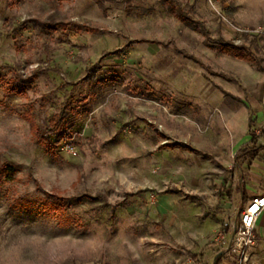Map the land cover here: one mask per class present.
Instances as JSON below:
<instances>
[{
  "label": "rangeland",
  "instance_id": "1",
  "mask_svg": "<svg viewBox=\"0 0 264 264\" xmlns=\"http://www.w3.org/2000/svg\"><path fill=\"white\" fill-rule=\"evenodd\" d=\"M171 1L191 26L166 0H0V264H216L240 178L264 191V161L233 160L251 135L264 145V0ZM50 17L65 27H36ZM62 112L43 144L30 121Z\"/></svg>",
  "mask_w": 264,
  "mask_h": 264
},
{
  "label": "trees",
  "instance_id": "2",
  "mask_svg": "<svg viewBox=\"0 0 264 264\" xmlns=\"http://www.w3.org/2000/svg\"><path fill=\"white\" fill-rule=\"evenodd\" d=\"M96 3L98 4V6L100 8H103L104 3L106 2H115V0H95ZM122 2L126 3V4H130L133 0H121ZM168 3V7L169 10L171 12V14L173 15V17L177 20H179L180 22L187 24L189 26H191V24L193 23L190 18H188L183 11L181 10V8H179L178 6L174 5V2H172L171 0H166ZM36 27L48 32H54L56 31L58 28H64L65 25L62 24H58L54 21L53 18H48L47 20L44 21H39L36 23ZM194 27V26H192ZM203 35L207 36L208 39H211L208 36V32L205 28H203ZM210 41V40H209ZM219 51L226 55V56H230L234 59H237L239 61H243L245 63L250 64L251 66H258V60L255 58V56L253 55V53L248 49L245 48L243 46H239V45H235L231 42H221L217 44ZM190 59L195 62V63H199L197 59L189 56ZM8 85H10V89L12 91H15L13 87V82H7ZM17 91V89H16ZM65 118V113H59V114H55L53 115V117L50 119V128L47 131H44L40 128H38L33 121L31 120L29 125L31 130H33L35 136L43 143L47 145L48 142V138L47 135L51 134L54 135L57 139L56 142H59L62 139V136L60 134L61 131V127L63 125V121ZM257 137L252 136L250 144L241 147L236 155H235V160H237L240 157H250L252 159L258 157V154L262 151H264V147L262 146H258L256 143ZM171 148H173V146H169ZM10 172V169L7 168L6 166H0V173H6L8 174ZM241 189V193L243 195L242 198V202L241 204H245L247 202V197L245 196L244 190H243V186H240ZM49 199L46 198V201L44 203V206L46 209H50V211H54V212H60L61 209H59V206L64 203V202H68L70 201V199L67 198H63L62 196H60L57 193H51L48 194ZM30 204H28V202L26 200H23L22 203V207H28ZM65 225H68L70 223V218H65L64 222Z\"/></svg>",
  "mask_w": 264,
  "mask_h": 264
},
{
  "label": "built area",
  "instance_id": "3",
  "mask_svg": "<svg viewBox=\"0 0 264 264\" xmlns=\"http://www.w3.org/2000/svg\"><path fill=\"white\" fill-rule=\"evenodd\" d=\"M256 32L261 33V30ZM263 213L264 193L251 197L244 204L239 219L230 230L226 245L219 251L217 258H222L224 264H250V249L255 243V223Z\"/></svg>",
  "mask_w": 264,
  "mask_h": 264
},
{
  "label": "crops",
  "instance_id": "4",
  "mask_svg": "<svg viewBox=\"0 0 264 264\" xmlns=\"http://www.w3.org/2000/svg\"><path fill=\"white\" fill-rule=\"evenodd\" d=\"M242 62H243V61H242ZM211 84H212L216 89H218L219 91H221L222 94H223L224 96L227 95V93H226V92H225L220 86H217V85L214 84L213 82H211ZM262 135H264L263 132H262V134H261L259 137L261 138ZM252 136H254V135H251V138H252ZM254 137H255V136H254ZM256 137H257V136H256ZM251 138H250V141H251ZM250 141H249V143L246 144V145H249V144H250ZM246 145H242V146H240V147L235 151L234 156H233L234 163H237L239 159H245V158H248V159H250L251 161H259V162L264 161V151L260 152V153L258 154V157L254 158V159H252V158H250V157H240V158H238L237 160H235V155H236L237 151H238L241 147L246 146ZM257 145H258V144H257ZM258 146H262V147H264V145H258ZM236 168L238 169V166H235V167H234V171H236ZM240 183H241V184H239V186L237 187V190H238V192H240V194H241V202H242L243 195H242V193H241L240 186H243V190H244L245 196L247 197V201H248L251 197H253V196H255V195H260V194L264 193V191H262L261 193H258V194H255V195H251V196H250L248 190H246L245 186L242 184L243 181H242L241 178H240ZM228 197H230V196L228 195ZM258 222H259L260 225H262L261 227H259V228H260V230H259L260 232H259V233H260V234H264V213L261 214V215L259 216V218H258ZM260 236H261V235H260ZM255 237H256V236H255ZM257 237H258V236H257ZM214 263H216V264H224L222 258H218V260H215Z\"/></svg>",
  "mask_w": 264,
  "mask_h": 264
}]
</instances>
